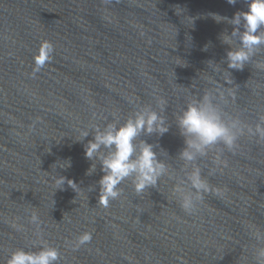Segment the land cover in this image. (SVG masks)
<instances>
[{"label":"water","instance_id":"95a60500","mask_svg":"<svg viewBox=\"0 0 264 264\" xmlns=\"http://www.w3.org/2000/svg\"><path fill=\"white\" fill-rule=\"evenodd\" d=\"M246 10L247 0H0V264L18 248L38 250L31 212L42 221V239L59 250V264H254L248 227L264 230V143L241 137L235 153L224 150L228 166L212 176L215 151L199 161L225 194L206 196L187 215L167 176L139 196L125 181L123 194L101 206L99 164L86 174L92 162L84 144L92 135L76 141L81 129L114 117L123 123L163 98L169 132L142 139L165 149L182 177L175 118L225 79V92L235 93L226 112L254 126L264 114V46L243 70H230L232 77L207 67L226 57L219 37L232 31L210 14L232 18ZM45 41L54 51L37 72ZM66 160L68 168L54 165ZM58 175L74 180L77 193L67 184L56 190ZM85 232L91 242L74 250Z\"/></svg>","mask_w":264,"mask_h":264},{"label":"clouds","instance_id":"9594fccd","mask_svg":"<svg viewBox=\"0 0 264 264\" xmlns=\"http://www.w3.org/2000/svg\"><path fill=\"white\" fill-rule=\"evenodd\" d=\"M227 3L235 5L237 0H227ZM210 15L217 23L230 24L232 31L223 32L219 37L221 43L228 46L226 57L219 63L208 60L207 67L221 76L226 71L232 77L230 70H243L264 46V0H247V10L237 11L232 18L216 13ZM53 51L50 42H43L35 58V71L38 72L45 62L51 59ZM225 63L226 68L217 67ZM230 83V79H225L223 88L208 89L202 95L189 99L177 114L175 125L184 143L176 156L183 161L182 177H177L165 161L164 157L168 156L165 149L159 144L148 143L142 139L144 136L153 135L162 137L169 132L171 124L163 115L167 101L163 98L157 99L156 108L151 105L140 107L123 123L114 117L112 122L106 123L102 128L94 126L81 129V138L76 141H84L92 135V139L84 144V155L92 162L86 174L95 173L97 164L103 173L98 181V203L107 208L111 201L123 194L121 185L125 181L131 182L139 196L149 188H157L161 178L165 176L174 180L171 195L187 215H195L208 195L214 194L222 198L224 190L209 183L199 161L215 151L211 159L212 167L208 171V175L212 176L228 166L227 160L224 159V150L235 153L241 137H252L258 143H264V114L259 115L258 122L253 126L242 120L239 115L226 112L225 106L229 103V98L235 99L234 92L224 90ZM54 165L64 169L70 167L71 163L66 160ZM54 182L56 190H63L65 184L75 192L79 187L74 180L63 175H58ZM29 223L35 226L38 242H34L33 247L38 250L18 248L11 253L6 264H59V250L42 239V221L39 214L31 212ZM13 227L17 231L24 230L23 225L13 224ZM248 230L251 238L256 241L253 248L254 264H264V230L254 225H249ZM91 240L92 233H82L76 239L74 250L90 243Z\"/></svg>","mask_w":264,"mask_h":264}]
</instances>
